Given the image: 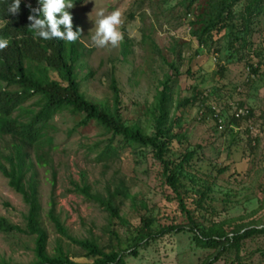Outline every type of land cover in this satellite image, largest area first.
Here are the masks:
<instances>
[{
	"label": "trees",
	"instance_id": "trees-1",
	"mask_svg": "<svg viewBox=\"0 0 264 264\" xmlns=\"http://www.w3.org/2000/svg\"><path fill=\"white\" fill-rule=\"evenodd\" d=\"M80 1L73 0L75 4ZM201 1L178 0L177 5L186 17L192 6ZM11 3L12 0H0V37L10 41L9 46L0 51V142L4 144L0 147V174L21 196L26 212L23 227L0 216V232L34 237V260L28 264H126V255L138 257L139 249L147 248L151 242L171 233L184 232L191 234L194 246L210 251L202 264L217 261L222 264H261L254 263V257L259 254L264 258V225L256 224L255 220L247 221L246 215L217 220V211L213 207L214 187L228 167L207 161L202 153L204 146L189 142L178 110L198 102L204 108L203 117L213 115L215 128L223 130L221 135L226 149L243 145L254 156L262 140L259 135L251 134L250 127L253 121L261 118L264 130V110L258 117L251 107L242 117H235L231 111L220 121L221 115L212 108L208 95L197 92L192 99L175 101L173 86L180 75L179 64L169 63L168 72L158 82L148 109L149 127L128 125L122 117L120 89L114 76L110 80L109 103L89 100L80 90L77 68L87 50L81 37L75 43L37 38L28 29L31 14L28 4L37 7V0H21L20 12L15 16L8 13ZM208 3L207 19L203 18L204 14H198L190 21L191 26H198L192 34L200 47L213 48L221 56L219 58L227 62L235 57L238 61L245 60L250 72L257 75L264 61V38L263 45L258 48L251 38L261 32L260 25L263 24L264 29V0H208ZM73 25L74 30L78 28ZM129 46L126 42L122 44L124 56L129 52ZM251 54L255 61L250 59ZM219 70L223 72L224 67L220 66ZM261 82L264 84V74ZM244 105L240 102L236 108ZM65 112L78 119L68 131L69 136L91 122L102 129L103 135H108L87 145L88 151L95 154L96 163L107 167L126 149L132 154L149 156L158 167L156 177L163 188L162 197L175 205L170 223H162V219L169 217L154 215L155 208H148L146 201L136 203L137 196L130 193L123 179L119 178L113 188L107 185L102 193L92 190L81 173V181L71 180V188L66 192L81 195L102 208L109 224L112 225L115 219L125 223L120 215L124 200H129L135 211L140 209L143 213H139L137 224H126L132 228L133 235L125 249L102 246L94 237L76 238L68 234L56 210V171L51 156L55 149L53 121ZM176 146L183 147L178 154L175 153ZM261 156L257 170L264 171V143ZM38 167L45 168L50 174L48 221L56 233L83 251L87 262L75 261L58 241L53 253L48 252L49 235L42 219ZM260 191L264 192V183ZM109 232L115 238L118 236L111 229ZM0 264L21 263L0 256Z\"/></svg>",
	"mask_w": 264,
	"mask_h": 264
},
{
	"label": "rangeland",
	"instance_id": "rangeland-1",
	"mask_svg": "<svg viewBox=\"0 0 264 264\" xmlns=\"http://www.w3.org/2000/svg\"><path fill=\"white\" fill-rule=\"evenodd\" d=\"M177 1L81 0L75 4L70 10L73 24L83 29L81 41L87 48L77 68L80 90L89 100L109 103L110 80L114 76L120 89L123 120L128 125L149 127L148 109L152 105L158 82L168 72V64L175 63L179 64L180 72L173 86L175 101L192 99L198 92L210 97L212 108L221 115L220 121L225 120L240 102L245 103V108H254L258 117L264 110V84L261 82L264 61L257 75H253L245 60L238 61L235 57L227 62L226 59H220L221 56L213 48L200 47L192 34L198 26H191L190 21H194L198 14H204L203 18L207 19L210 10L208 0L193 5L186 17H183L184 10L177 5ZM95 5L97 9L102 7L109 12L118 8L123 13L120 30L124 38L117 47L109 45L107 48H97L92 45L90 29L95 26L93 21L96 16L93 13L91 21L88 14ZM259 29L261 32L251 38L257 48L263 45V24ZM124 42L130 45L126 56L122 54ZM251 58L255 61L252 54ZM220 66L224 67L223 72H220ZM202 113L204 108L198 102L189 103L178 110L189 142L204 146L202 153L207 161L228 167L218 177L214 187L213 207L217 211V220L246 215L247 221L255 220L256 224L264 225V192L260 191L264 183V171L257 170L260 168L258 161L262 157L264 143L263 120L258 118L250 127L251 134L259 135L262 140L254 156L243 145L226 149L221 135L223 130L215 128L213 115L203 117ZM77 120L65 112L57 115L53 121L56 127L53 132L55 149L51 156L56 171V210L68 234L76 238L94 237L102 246L113 245L125 249L133 235L132 228L126 224H137L139 213H143L140 209L135 211L131 202L124 200L120 215L125 223L115 219L112 225L109 224L107 213L102 208L81 195L66 192L71 188V180L81 181V173H84V180L92 190L102 193L107 185L113 188L119 178L123 179L130 193L137 196L136 203L146 201L148 208H155L154 215L166 214L169 217L162 219V223H170L175 205L162 197L163 188L156 177L158 167L149 156L132 154L126 149L121 152L119 159L110 162L107 167L96 163L95 154L88 151L87 145L105 139L108 135H103L102 129L91 122L69 136L68 131ZM0 147H4L2 142ZM182 149L176 146L175 153L178 154ZM38 172L42 219L49 235L48 252L53 253L58 241L65 251L74 256L75 261L87 262L83 251L56 233L48 221L46 210L51 189L50 174L43 167H38ZM25 212L26 205L21 196L8 186L6 178L0 174V216L23 227ZM109 229L118 236L113 237ZM33 248V236L0 232V256L9 261L21 264L32 262ZM208 252L194 246L190 233H171L151 242L147 248L139 249L138 257L126 255L125 261L126 264H202ZM257 262L264 264V258L259 254L254 257V263Z\"/></svg>",
	"mask_w": 264,
	"mask_h": 264
},
{
	"label": "clouds",
	"instance_id": "clouds-1",
	"mask_svg": "<svg viewBox=\"0 0 264 264\" xmlns=\"http://www.w3.org/2000/svg\"><path fill=\"white\" fill-rule=\"evenodd\" d=\"M38 6L32 7L28 4L31 14L28 16V29L34 36L45 41L54 38L66 43H75L83 33L82 28L74 30L73 14L70 11L75 7L73 0H37ZM21 0H12L8 6L9 15H18ZM96 19L92 20V14ZM89 19L94 22V28L90 29L91 43L97 48H107L109 45L117 47L123 40L124 34L120 30L123 13L120 9L107 11L104 8L97 9L96 5L88 14ZM7 38L0 37V51L9 46Z\"/></svg>",
	"mask_w": 264,
	"mask_h": 264
},
{
	"label": "built area",
	"instance_id": "built-area-1",
	"mask_svg": "<svg viewBox=\"0 0 264 264\" xmlns=\"http://www.w3.org/2000/svg\"><path fill=\"white\" fill-rule=\"evenodd\" d=\"M233 111H234L233 113H234L235 117H242V116H245L247 114L248 109L245 107H242V108H238V109L235 108Z\"/></svg>",
	"mask_w": 264,
	"mask_h": 264
}]
</instances>
